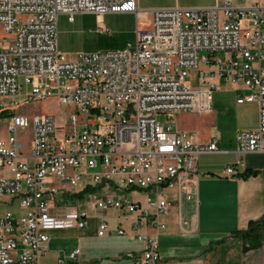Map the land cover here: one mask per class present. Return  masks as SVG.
<instances>
[{
	"label": "built area",
	"instance_id": "built-area-1",
	"mask_svg": "<svg viewBox=\"0 0 264 264\" xmlns=\"http://www.w3.org/2000/svg\"><path fill=\"white\" fill-rule=\"evenodd\" d=\"M80 13L97 23L106 13L135 14L134 42L68 59L58 46V16L72 22ZM144 13L150 21L141 27ZM0 26L10 35L0 44V264H40L49 232L85 228L94 210L130 216L141 248L126 256L158 264L172 204L195 197L198 156L219 151L215 140L200 142L171 118L211 113L212 92L223 83L246 91L236 103L258 105L257 126L235 133L236 161L225 174H238L242 155L264 153V6L220 0L142 10L137 0H0ZM48 98L68 112L18 111ZM28 125L23 144L19 132ZM65 193L87 207L71 206ZM99 217L96 233L104 237L110 230Z\"/></svg>",
	"mask_w": 264,
	"mask_h": 264
},
{
	"label": "crops",
	"instance_id": "crops-1",
	"mask_svg": "<svg viewBox=\"0 0 264 264\" xmlns=\"http://www.w3.org/2000/svg\"><path fill=\"white\" fill-rule=\"evenodd\" d=\"M233 3L264 6V0H233ZM219 4L220 0H137V6L142 10L211 7ZM113 17L124 20L128 26L125 32H135L137 18L133 13H106L100 23L91 13L76 14L72 22L67 20L66 15L60 14L57 20L59 49L70 46V42L60 36L59 30L63 26L74 27L84 19H89L107 27ZM7 43L3 40L0 42L1 45ZM222 86L229 89L233 99L227 102L222 111L225 121L221 125L212 113H191L200 115L201 131L194 129V123L185 127L177 126L180 130L196 132L200 142L215 140L219 151L198 156L195 197L180 204H172L170 215L164 219L167 227L158 235V264H264V242L257 248L243 251L241 238L235 235L237 230L245 229L250 220L264 216V153L242 155L237 167L238 174L232 177L225 174L226 166L234 165L236 161L235 133L239 129L257 126L258 105L256 102L236 103V96L246 91L224 83ZM207 154L226 155L223 169L214 168L205 159ZM247 170L255 171L256 174L243 176ZM13 208L17 209L15 205ZM102 214L104 217L107 215ZM111 215L117 216L119 227H124L128 231L127 235H117L114 226L104 237L83 232L80 228L51 230L49 248L40 257V264H59V259H64V264H132L126 253L138 252L141 244L129 232L131 217L121 215L119 211H112ZM183 220L187 223L183 224ZM75 249H79V254L76 259H71L70 254Z\"/></svg>",
	"mask_w": 264,
	"mask_h": 264
},
{
	"label": "rangeland",
	"instance_id": "rangeland-1",
	"mask_svg": "<svg viewBox=\"0 0 264 264\" xmlns=\"http://www.w3.org/2000/svg\"><path fill=\"white\" fill-rule=\"evenodd\" d=\"M150 16L147 13L140 15V26L146 27L149 25ZM128 31V26L124 22V20L119 19V17H113L111 18L110 25L107 27L100 26L95 23V21H90L89 19H84L82 22H80L78 25H75L74 27L69 26H63L60 28L59 32L61 38L63 37L64 40L67 39L70 43V46L61 47V50L63 53L66 54L68 59H72L74 55H76L79 52H93L98 50H109V49H122L126 47L128 43H133L135 39V32H125ZM3 41H9L10 36L9 34H6L3 32V30L0 27V42ZM204 52H201V54ZM222 55V54H221ZM19 81L22 82V78H19ZM192 85L195 86V82H192ZM224 87V86H222ZM215 89L212 92V116L214 119H217L218 123L221 125V122L225 119L223 118L222 111L227 105V102H232L233 95L229 91L228 88H222ZM20 100V99H18ZM69 108L67 107H61L58 102L54 98H48L41 102H34L31 105L24 104L21 105L18 108L19 112H24L28 114H46L51 113L56 116H59L62 114V112H68ZM200 115H191V113H179L175 116H173V119L176 122V125L178 127H185L190 124H195L194 129L196 131H201L199 127V117ZM157 119L159 121H165L166 115L159 114L157 116ZM233 119L235 120V115L233 116ZM233 120V121H234ZM229 121V120H228ZM30 134H31V126L28 125L24 128H22L19 132V139L20 142L23 144H28L30 140ZM205 159L214 166L216 169H223L224 164L226 163V155L223 154H207L205 155ZM93 170H98V168H94ZM62 190L65 192L66 189L69 187L62 186ZM141 195L143 194V191H140ZM66 194V193H65ZM64 193L60 194V199H62ZM68 198H70L71 201H69V204L71 206H78L80 209H85L87 207V204L85 201H81L78 199H75V196H72L71 194H66ZM80 203V204H79ZM6 208L5 205L0 204V213ZM14 216H17L19 214L18 209H10ZM106 213L105 220L110 226V229L112 226H114V229L117 230L119 227L118 224V218L115 215L112 214V210L107 211H100V210H94L89 211V217H88V223L89 225L85 227L84 229H81L83 232L87 233H96L97 225L100 221V214ZM260 241L264 242V226L260 229ZM242 244H247L248 242L241 239Z\"/></svg>",
	"mask_w": 264,
	"mask_h": 264
},
{
	"label": "trees",
	"instance_id": "trees-1",
	"mask_svg": "<svg viewBox=\"0 0 264 264\" xmlns=\"http://www.w3.org/2000/svg\"><path fill=\"white\" fill-rule=\"evenodd\" d=\"M256 174L255 171H245L243 173V176H249ZM75 196L77 194H74ZM79 195V194H78ZM264 226V216L255 219L250 220L248 222V225L245 229L237 230L235 232V235L239 238H243L248 243L243 244V251H247L249 249L257 248L261 246L262 242L260 241V229Z\"/></svg>",
	"mask_w": 264,
	"mask_h": 264
}]
</instances>
